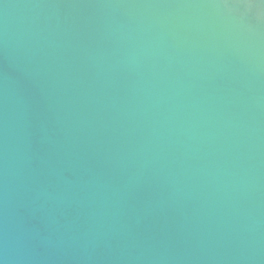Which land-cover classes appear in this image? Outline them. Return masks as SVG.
Masks as SVG:
<instances>
[{
	"label": "water",
	"instance_id": "1",
	"mask_svg": "<svg viewBox=\"0 0 264 264\" xmlns=\"http://www.w3.org/2000/svg\"><path fill=\"white\" fill-rule=\"evenodd\" d=\"M0 264H264V0H0Z\"/></svg>",
	"mask_w": 264,
	"mask_h": 264
}]
</instances>
